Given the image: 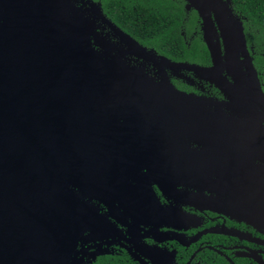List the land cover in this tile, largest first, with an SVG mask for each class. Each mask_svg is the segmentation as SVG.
Listing matches in <instances>:
<instances>
[{"label":"water","instance_id":"water-1","mask_svg":"<svg viewBox=\"0 0 264 264\" xmlns=\"http://www.w3.org/2000/svg\"><path fill=\"white\" fill-rule=\"evenodd\" d=\"M73 1L0 0V264H68L94 211L75 190L114 198L127 176L145 180L133 186L143 192L151 181L172 190L164 175L198 179L202 152L184 140L203 142L205 151L232 148L248 164L245 133L264 134L258 116L264 94L240 22L221 0L196 2L213 65L219 52L206 5L232 80L223 82L230 102L221 105L176 91L163 76L154 83L139 68L94 49L93 21ZM91 9L100 17L97 4ZM221 134L232 146L216 144Z\"/></svg>","mask_w":264,"mask_h":264},{"label":"flooded vegetation","instance_id":"flooded-vegetation-1","mask_svg":"<svg viewBox=\"0 0 264 264\" xmlns=\"http://www.w3.org/2000/svg\"><path fill=\"white\" fill-rule=\"evenodd\" d=\"M164 1L169 4L173 28L167 36L158 38H153L155 32L147 38L128 31L127 22L115 20L100 0L73 2L93 21L98 38L91 36V44L104 56L121 58L154 83L163 76L176 91L219 105L229 103L223 82L229 84L232 80L211 9L206 5L216 29L211 34L219 52L217 67L204 41L202 17L196 7V2L204 0ZM221 1L228 9L230 0ZM94 3L100 7V17L91 9ZM228 11L235 17L233 11ZM246 47L264 94V60H260L264 53L256 52L247 42ZM238 53L239 69L245 82L250 81L245 55L241 49ZM210 110L224 109L210 106ZM258 116L264 129V103L259 106ZM245 135L248 164L232 148L205 151L203 142L184 140V145L202 152L197 160L201 161L196 167L198 179L187 181L164 175L172 190L162 191L158 183L151 181L147 183L151 191L143 192L137 186L146 185L145 180L137 182L131 176L121 184L124 190H116L114 198L83 197L75 190L94 211L81 226L68 264H264V149L260 148L264 134L256 129ZM225 136L221 134L216 144L232 146V139ZM204 162L218 164L210 168L202 165Z\"/></svg>","mask_w":264,"mask_h":264},{"label":"trees","instance_id":"trees-1","mask_svg":"<svg viewBox=\"0 0 264 264\" xmlns=\"http://www.w3.org/2000/svg\"><path fill=\"white\" fill-rule=\"evenodd\" d=\"M104 9L115 20L127 22L126 29L145 34L147 38L167 36L173 28V19L164 0H100ZM228 10L233 11L240 22L246 42L256 52L264 53V0H230ZM135 18L139 20H135ZM141 20V21H140ZM159 22V25H156ZM205 50V49H204ZM264 60V56H260Z\"/></svg>","mask_w":264,"mask_h":264}]
</instances>
